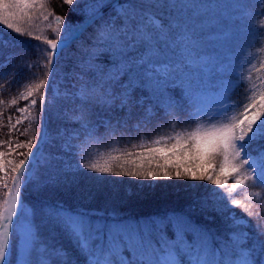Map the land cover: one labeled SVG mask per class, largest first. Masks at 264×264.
<instances>
[{"label": "snow or ice", "instance_id": "1", "mask_svg": "<svg viewBox=\"0 0 264 264\" xmlns=\"http://www.w3.org/2000/svg\"><path fill=\"white\" fill-rule=\"evenodd\" d=\"M32 3L34 0H0V22L12 30L9 18L15 14L13 10L26 9ZM64 3L72 6L74 0H64ZM167 7L161 0H125L120 4H113L110 0H91L82 5L84 19L79 26L65 25V18L56 16V31L59 33L63 25L64 32L63 38L57 36L47 40L50 46L48 61L55 65L53 84L60 75L61 57L69 40L78 39L86 29H92L89 45L94 52L87 64L92 71L82 74L78 92L69 93L65 100V105L74 114L68 121L76 125L73 134L79 131L89 137L105 138L130 122L153 118L154 108L188 107L199 113L201 107L193 101L207 93L208 64L214 62V58L201 54L204 49L202 31L170 16ZM157 16L166 17L167 26H163ZM222 38L218 36V40ZM96 54L107 57L106 75L92 62ZM43 87L41 83L39 88ZM137 88L145 90V95L133 99L132 92ZM176 89L179 95L173 96L172 90ZM45 99L44 95L39 96L42 109H45ZM31 104L37 105V100L33 99ZM56 108L54 101L49 99L47 109ZM257 108L264 109V97L260 98L258 105L245 106L235 124L217 132L194 136V148L178 141L171 149H150V152L159 154L163 164L148 170L142 178L155 181L158 172H162L164 178L171 179V167L176 178H181L183 171L192 181L207 179L213 185H219V179L207 174L209 157L216 148L226 151L232 147L244 154L243 164L250 165L256 179L264 185V151L256 157L246 154L248 143L264 142V127H260L264 119H258L261 113L255 111ZM23 111L21 108L20 112ZM93 115L97 116L99 123L91 119ZM43 127V137L35 144L29 141L17 145L27 151L20 153L22 158L11 169L13 187L8 188L4 177L0 176V185L7 188V199L0 209V264H12L8 257L16 247V241L11 239L14 217L19 246L16 264H81V261L83 264H264V241L249 243L248 233L240 231L218 235L191 213L122 219L115 212L84 208L73 212L60 202L56 207H28L24 201L25 190L35 178L34 170L49 138L47 117ZM237 128L240 129L238 134ZM70 140L71 136L68 137ZM68 141L62 145L64 152L72 151ZM193 153L194 168L189 167ZM3 155L0 152V173L7 172ZM57 161H64L63 166H58ZM89 168L87 163L82 166L70 164L65 156L54 155L42 170L45 179L37 190L48 186L64 191L75 190L79 195L82 191L81 173ZM197 169L203 174L197 175ZM94 171L108 173L109 169L96 167ZM220 171L227 177L237 169L225 163ZM113 175L141 177L138 171H116ZM88 179L97 181L95 190H88L89 200L100 194L119 195L115 187L111 192H105L103 187L105 184L115 185L117 181L104 180L100 176ZM131 194L130 191L127 193ZM201 214L209 222L215 219ZM240 223L235 221L231 227ZM57 231L69 237L72 251L54 243ZM258 234H264V229L258 230Z\"/></svg>", "mask_w": 264, "mask_h": 264}, {"label": "trees", "instance_id": "2", "mask_svg": "<svg viewBox=\"0 0 264 264\" xmlns=\"http://www.w3.org/2000/svg\"><path fill=\"white\" fill-rule=\"evenodd\" d=\"M84 4L73 3L72 6H69L64 3V0H45L44 6L50 16L59 15L65 18V24L79 26L84 16L78 10ZM257 14L259 19L264 15L258 10ZM159 18L167 25L168 21L165 17L160 16ZM91 31L92 29L89 28L79 43L70 47L62 55L64 61L67 62L61 67L65 72H83V66L75 67L74 64H68V61L71 55L72 58H75V54L79 56L82 50L87 52L92 50L89 45ZM6 38L8 37L6 36ZM27 40L21 37L8 40L6 43L0 41V65H2L0 66V152L5 155L9 154L12 160L15 159V164L22 158L20 153L27 151L26 148H20L17 145L26 144L29 141L35 144L42 131L39 96L43 93V88H39V85L45 83L49 73V66H43L40 63L39 46H35V41ZM86 56L87 53L84 57L86 58ZM94 60V64L103 66L105 73L107 57L104 54H97ZM242 72L244 75L240 78ZM241 73L230 78L231 83L227 97L230 107L228 114L224 116L210 113L197 114L196 110L184 107L182 109L175 108V111L168 115L164 109L154 108L155 116L153 118L130 122L117 131L118 144L115 148L110 151L105 150L97 166L82 171L80 182L82 191L79 195L75 190L64 191L60 188L45 186L43 189L36 190L37 194L32 198L42 205L52 207H56L57 202H60L67 210L73 212L79 208L104 213L115 212L122 219L160 218L173 213H191L195 219L218 235L226 236L229 233L240 231L248 233L249 243L264 241V234H258V230L264 229V185H261L256 179V174L251 171V166L243 164L244 154H239L236 148L230 147L226 151L216 148L209 157L207 174L212 175L214 179H219L221 181L219 185H213L211 180L207 179L192 181L190 176L183 171L181 178H176L174 169L171 167L169 169L172 173L171 179L164 178L162 172H158L155 181L151 178H142L148 170L156 169L158 164H163L159 154L150 152V149L157 147L171 149L172 145L178 141L194 148V136L217 132L228 125L235 124L245 106L252 103L259 104L260 98L264 97V46L257 51L252 65L242 70ZM34 87H38L40 92V94H33V97L38 99L36 107L38 123L35 124L27 119L19 121L20 109L27 106L31 100L26 98L25 94ZM172 93L177 96L179 90H172ZM132 94L135 99H139L145 95V90L137 88L133 90ZM65 100L62 98L61 104L64 107L59 105L60 109L53 114V117L46 106L45 117H47L49 133L64 128H67V130L65 129L66 133H69L70 130L76 128L74 123H63L65 119L59 116L65 111ZM255 111L261 113L258 119H264V109L257 108ZM260 127H264V123ZM239 131L240 129L237 128L236 133L238 134ZM261 151H264V142L247 144V155L256 157ZM52 152L60 153L56 149H53ZM225 163L237 171L230 172L227 177L221 175L220 170L224 168ZM195 164V153H193L189 167L194 168ZM96 167H107L109 172L97 173L94 171ZM116 171L121 173L138 171L141 173V177L123 175L117 177L113 175ZM196 171L197 175L203 174L199 169ZM94 176H100L104 180L117 181L118 183L115 185L105 184L103 187L105 192H111L115 187L119 195L112 197L100 194L89 200L87 198L88 190L94 191L97 181L88 179V177ZM129 191L132 193L131 195H127ZM6 192L7 190L0 188V209L3 208L7 199ZM26 200L25 193L24 201L26 202ZM201 212L215 217L214 221L204 220ZM235 221L241 223L236 227H231ZM11 239L16 241L15 233ZM54 243L72 251L69 237L59 231L55 233ZM18 256L15 247L8 258L12 264H16Z\"/></svg>", "mask_w": 264, "mask_h": 264}, {"label": "rangeland", "instance_id": "3", "mask_svg": "<svg viewBox=\"0 0 264 264\" xmlns=\"http://www.w3.org/2000/svg\"><path fill=\"white\" fill-rule=\"evenodd\" d=\"M74 0V3H90L91 0ZM113 4L124 3L125 0H110ZM45 0H34L26 9H14V15L9 18V22L13 24V29L9 30L2 22H0V40L7 42L11 39L26 38L34 42L35 46L40 51L41 65H50L48 61V53L50 46L47 40L60 36L63 38L64 26H61V31L57 33L56 18L44 6ZM161 3L168 5L166 11L170 16L185 21L188 24L194 25L202 33V55H208L214 58V62L208 64L209 71L207 73L208 88L206 95L194 99V103L201 107L199 113H210L213 115L224 116L229 112V104L227 103L229 85L231 77L237 76L242 70L252 65L256 58L257 51L264 46V15L259 19L257 10L264 13V0H161ZM82 12V7L78 10ZM157 16V19L163 26V20ZM166 18V17H165ZM167 19V18H166ZM66 25V24H65ZM16 29L20 31L17 32ZM50 33V34H48ZM215 34V35H212ZM223 38L218 40V36ZM7 36L8 39L5 37ZM27 40V41H28ZM94 50L81 51L79 56L75 54V58L71 55L68 64H74L75 67L83 66V72L74 73L71 71L65 72L63 67L67 62L64 57H61L60 75L56 78L55 84L52 83L51 90L48 92V100L51 99L57 105L56 109H48V112L53 117V114L60 109L59 105L64 107L62 98L66 99L69 93L78 92L81 84V76L85 71H92L87 67L89 57L93 55ZM87 53L86 58L84 55ZM97 55V54H96ZM95 55V57H96ZM82 56V58H81ZM45 59V60H44ZM95 60L93 59L92 62ZM98 69L103 70V66H98ZM73 67V66H72ZM223 68V70H220ZM104 73V72H103ZM107 74V70L104 73ZM244 72L241 73V76ZM34 93L40 94L38 87L30 89L25 94L26 98H30V102L20 112V120L32 121L38 123L37 105L33 106L31 101L35 98ZM43 93L40 94V96ZM173 96L174 93H172ZM132 98L135 99L134 94ZM37 101L38 99L35 98ZM65 111L59 115L63 123L72 120L74 114L65 106ZM47 109L45 108V111ZM44 111V117H45ZM69 111V113H68ZM174 109H168L164 112L168 115L172 114ZM41 116V115H39ZM95 116V115H93ZM91 117L94 122L99 123L97 116ZM103 127L104 125H100ZM67 128L56 130L52 133L48 132V141L45 143V148L42 149V155L34 170L35 178L25 190L27 200L25 204L28 207L39 208L42 203L36 202L33 195L37 193V186L43 182L45 177L42 175V170L47 166L48 162L54 155H61L67 158L70 164H89L90 167L97 166L101 161V155L105 150H113L118 144L116 132L111 136L89 137L79 131L73 134V130L66 133ZM71 140L68 141V137ZM72 145L71 152H64L62 145L66 142ZM43 146V147H44ZM53 149L59 150V154L52 152ZM4 154V153H3ZM3 163L7 169L6 173H0L7 182V187L11 188L14 174L11 169L14 167L15 159L12 160L9 154L3 155ZM58 166H63L64 161H57ZM0 188L7 190L3 185ZM15 220L13 226L15 229ZM15 232V231H14ZM45 234L48 232L45 230ZM16 252L19 254L18 238L16 236Z\"/></svg>", "mask_w": 264, "mask_h": 264}, {"label": "water", "instance_id": "4", "mask_svg": "<svg viewBox=\"0 0 264 264\" xmlns=\"http://www.w3.org/2000/svg\"><path fill=\"white\" fill-rule=\"evenodd\" d=\"M71 41H73V40H71ZM52 72H53V67H51V70H50V76H49V79H48V85H49V83H50V81H51V78H52ZM44 96H45V98L47 97V88H46V91H45V93H44ZM46 100V99H45ZM45 103V102H44ZM44 124V123H43ZM43 132H44V127H43V131H42V135H41V138L43 137Z\"/></svg>", "mask_w": 264, "mask_h": 264}, {"label": "bare ground", "instance_id": "5", "mask_svg": "<svg viewBox=\"0 0 264 264\" xmlns=\"http://www.w3.org/2000/svg\"><path fill=\"white\" fill-rule=\"evenodd\" d=\"M76 24V23H75ZM66 25H70V26H73L72 24H66ZM59 130V129H58Z\"/></svg>", "mask_w": 264, "mask_h": 264}]
</instances>
